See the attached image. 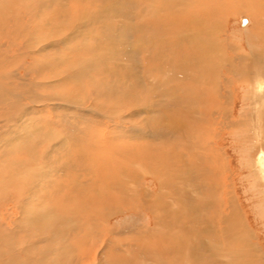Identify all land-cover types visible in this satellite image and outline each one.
<instances>
[{"label":"rangeland","instance_id":"374dc122","mask_svg":"<svg viewBox=\"0 0 264 264\" xmlns=\"http://www.w3.org/2000/svg\"><path fill=\"white\" fill-rule=\"evenodd\" d=\"M124 1L126 2L125 11H127L128 13L132 12V16H131L130 21H131V23H133V25L136 27V29H129L126 27H122V23L118 20L117 17H115L113 15V12L110 10V8L105 7L103 4H101V2L99 0H41L40 7L38 8V11L34 13V18L32 16V18H33L32 24H31L32 26L29 27L28 38L30 37V41H28L27 38L24 39L23 37H22L23 39L21 37H19L17 39L15 37H13L11 39L10 38H2V39L0 38V45H1L0 50L5 51L2 53H4V55L7 56L6 57L7 59L12 58L11 60H9V62L7 61L5 64H3V69L5 68V70H6V68H7L8 72L10 73V75H9L10 77L5 79L4 84L6 81H9L10 84L13 83V84H11L12 87L19 86V84L23 85L25 82L28 87H34V90L32 92L39 93L41 95L46 94L47 95V96H45L46 98L47 97L55 98V97H58V95L71 97L70 99L84 98L87 95L89 96L94 91V89L96 91L97 87L101 88V89L97 88L99 91L103 90V88L106 89V87L104 86V82H106V80L109 79L108 78L109 73L107 71H106L107 72L106 73L103 70V68L111 67L113 64H115L114 62H116L117 64H119L121 66L125 65L127 63V61H125L126 58L124 56L123 51L125 52L126 49L127 50L129 49V50H131V51H129V53L131 55H133L129 59V61L136 62V64L138 63L137 65L139 67L137 70L141 72V74H138L139 79H133L132 78L131 80H137V82H139V86L141 89L147 90V89H149V87L151 89H153L154 91L156 89L155 92L157 94V97H155V98H157V100H155L152 97V96H154L153 91L148 93V95L146 94V96H144V93H142V95H141L142 98L149 97V99L145 98L147 101L143 102V108H144V110L142 111L143 113L142 112L137 113V116L134 115L133 117L127 116V114H128L127 108L124 107V109H119V108H121L119 106L120 104L117 103L112 98L111 99L108 98L106 101L103 98L98 99V103L101 106H104L103 110L108 115V116L107 115L106 116L107 117L111 116V119L109 118V120H108L107 117L105 119L108 120V123L112 125L110 130L111 131L113 130V132L109 133V135H111V138H113V139L108 140V141H111L109 143V147L104 148L103 151H101L99 148H98L99 149V151H98L96 149V147H92V148L89 147L91 145L90 144L91 140H88V135L91 136V133L89 131L97 129L98 127H99L98 128L99 130L101 129V132H106L103 130L106 129L105 126L108 123H106V120L104 118H101L99 116L95 117V115H92L90 120L89 119L85 120V119L80 118V115H78L77 113H79V112L85 113V112H87V110H82V109L76 108V110H75L76 116H75L72 108L68 107L69 108L68 109L67 106L63 109H58V108L54 109L51 106V104L44 105V103H43L40 105V104H35L32 102L28 103L27 104L28 106L26 108L29 109V107H31L32 109H30L31 111L29 110L30 116L27 114L24 117L25 118L34 117L36 119V121H33V124H34V122H36L38 124V126H40V125L44 126L45 125V127H48L50 125L49 127H51V126L53 127V130L51 129L53 134L55 132L57 133L58 131L60 132V134H62V131H63L62 126L63 125L59 124L58 121L53 119V117L58 112H61L63 117L68 119L67 122L65 123L67 125H65V126H68V124L69 125L71 124V126L73 127L74 124L76 123V128L78 126L79 129L81 128L80 129L81 131L74 130L71 132L70 130H66V133L71 134V136L69 135L71 140L66 139L67 142L64 143L63 146L58 148L57 153H56L55 145L48 146L49 144H52L55 141V137L53 134H51L52 135L51 136L49 133V136H47V137H46V135L41 136V137H40V135L37 136L36 145H34L35 147L38 148V149L35 148L36 152H39V154L42 152H45L43 149H46L45 146L47 145L51 151L53 150V153H51V152L49 154L47 153L48 157L46 156V158H47L46 162H49V164H53L54 162H56V164H55L56 167L63 169L64 173L65 172L66 173L64 175H61L62 171L60 172V170L58 171L57 169H54L53 171H57V173H54L55 175H53V171H50L51 173H49L50 174L49 176H47L43 179L39 178L37 180L38 186L36 188V191H37L36 198L38 196H40V197H38L37 199L35 198V200H30L29 204H25L24 207H21L23 209V210H21V212H23V214H24V212H27V210H28V212L30 211V212H34V213L30 216L28 215L29 218L25 222H23L24 218L21 220V223L19 222V224L23 225L20 229H19V227H16L15 223H11V220L14 219L16 221V220L21 218L20 217L21 212H20L19 208L18 207H17L18 209L15 208V205H16L15 201L16 200L13 197H15L16 194H14V192H12L11 190L7 191L8 193H6V195L3 199L4 200L3 204H2V202H1L2 205L0 204V211L3 214V215H0L1 216L0 221L5 223V225L12 226V228H11L13 231L12 242L14 241L15 243L14 244L11 243L10 247L5 246V244H2V245H0L1 248L2 247L4 248V246H5L4 249L10 250L13 245H17V246L20 245V247H22L21 244L27 245L29 242V244H32L33 248L40 251V253L43 257V260L41 261L42 264H46L47 262H49L48 264H59V263L60 264H86L87 261H89V259H92V257H93L92 255L96 256V260L93 264H122L119 260L117 262L116 258H118V257L116 254L118 252H120L122 255H124V257L127 259L131 258L128 261L129 263L127 262L125 264H159L158 262L155 261L154 257L151 258L150 256L148 258V261L143 263L142 259L146 258V256L148 255L149 252H148V250H146V252H143L142 249H144L145 247L139 248V244L136 243L139 240L136 241V239L131 238V235H132L131 233H134L136 231H143V230H141L142 227H144V226H145V228L148 226L150 227V224H151L150 217H149L150 212L148 211L147 208L145 209L143 207L146 205H143L141 203L143 200L140 201L138 199L140 197H135L136 196L135 195V191H136L135 190L136 189L135 183H137V186L139 189H141L140 187L143 188L144 185L145 186L148 185V187H150L153 191L155 190L154 192L156 193V191L157 192L159 191L158 186L161 184L162 180L166 181V182L169 181L164 187L167 188V190L169 188L171 189L170 191L168 190V193L169 192L171 193V195H170L171 198H170V196H168L170 200H167V201H171L172 200V194H173L172 190L174 189V187L176 189L177 184H178L177 180H179V181L181 180V179H178V177H177L178 174H179L178 176L181 177V173H180L181 170H179L181 165H183V168H185V169H183V170H185L183 175L186 179V184H185L186 189H188L190 187V185H188V184L195 183L197 181L196 180L197 178H199L197 183H200V179H202L205 182V184L207 182H209V180H211L213 184L215 183V181H216V183L221 182V178L223 177L222 176L223 173H222V175H219V173H217L216 174L217 176L215 174H212V172H211L212 168L210 167L211 164H210V166H208L210 168L209 173H208V171H206V170H208V169H206L208 167L204 163L203 158L200 161H197V165H199L200 168L203 170L202 172L197 169L198 167L192 165L193 166V168H192L190 166L191 165L189 163L190 160H188V158H185L186 154H184L181 151V148H184L183 147L184 144H187L188 141L184 140L180 145L178 144V141L180 138L178 135L181 134L180 136H183L186 133L185 129L184 130L182 129L181 133L177 132V134L174 135L175 138L178 140V141L175 140L177 142V143L175 142V144H177V146L173 145L174 146V152H182V155H181L182 157L180 156L181 159L179 158L182 162L178 158H176L175 161L178 163L176 164L174 161L173 162L174 165L172 166V167L175 166L174 171H176L175 175H172V177H171L174 179L175 185L171 181L173 179L168 180L170 178L168 177L167 173H165V172H164L165 174H163L164 178L160 177V179H159L160 182H159V180L152 178V176H151L152 174L148 173V170L151 167V164H149L150 161L142 158L143 156L137 157V158H140L139 159L140 165L139 164L135 165V164L129 163L130 160L132 159V157H133L132 160H135L134 158L136 156L144 153V152H142V150L145 151V146L143 145L142 142L137 143V141L131 140L130 137H128V136L126 137L124 135V137H123L120 134L115 133L114 132L115 128L119 127L120 130H123L124 128H131L133 125L137 124L136 123L137 121H141V119H142V122L145 124V125L143 124L144 128H147V126H148L147 129H151V130L157 129L158 130L160 127L162 128V126H163V121H162V119H160L162 117V112H161L162 109L168 110L169 106H175V105H173V103L179 104V108L181 110L178 107L177 108L180 110V112L185 111L184 109L190 111L191 108H186L187 105H188V107H190V106L192 107L191 111L194 110L196 106L198 107V105L196 103L197 100L194 99L195 97H193V98L187 97L186 98L185 96L184 97L182 96V93H179L178 97L173 99V101L171 99L174 97V95L172 98L167 97L166 94H170L171 91H169L168 88L160 86L158 84V83H160L159 80H161L162 76L161 77L158 76L160 74H159V72L158 73L156 72V69H158L160 66L164 67V65H166V64H167L166 66L168 67V69H170V68H172V66H174V63L176 62V60L179 61L183 58V55L181 53L184 51H187V50L179 48L176 45V43H174L176 40L179 41L181 39V38H178V36H176V34H174V32H175L174 27H179L183 22H185L186 25H188L189 20H191L193 18L192 16L197 14V13H193V12H198L199 9L196 8L195 6L188 8V10H190L188 16H180L177 13L176 15L170 17L172 20H168L167 16H166V18L163 17V16H165V14H167V10L165 11V14L163 16L158 14L159 15V16H157L158 18H150V16L147 15L148 11H145V9H144L147 5L143 4L142 1L141 2L138 0H133V1L132 0H130V1L124 0ZM197 1L198 0H196V1L195 0H188V3H190L191 5L193 3L194 5L197 6V3H198ZM228 5H229V0H226V1L224 0V2H222L220 4V6H214V7L210 6L212 9H214V8L219 9L217 12H215V10H214V13H210L209 19L214 16L215 20H218L219 23L222 22V24H223L222 30L220 32L221 34L222 33L223 34L219 35V36H220V38L223 37V39L227 40V41L222 42L223 43L222 51L226 53V51H228L226 49L229 46L230 48L235 49L236 53H239L241 55L247 54V55H249V57H251L252 55L249 52V49L251 48V46L246 44V39H249L251 37V32L249 29L247 30L246 34L244 33L245 31H243L244 30L243 27H246V26H248V28L250 27L249 26L250 22H247L245 25H242V19L243 18H246L249 21V18H248L249 14L247 11L242 10V9H239V10L234 11V12L231 9V11L227 12ZM120 7L122 9V6H120ZM102 8H104V9H102ZM211 8H209V6H208V9H211ZM3 10L5 11L7 17L10 15L7 18V20H9V18H13V16H14L13 14H15V16H22L25 13V9H22V7L19 9L17 8L15 11L9 9V7L5 8ZM81 11H83V12H81ZM101 11H102V13H101ZM80 13L84 14L86 21L85 20L84 21L78 20L79 17L82 15ZM1 14H3L2 10H0V15ZM87 14L90 16H95V19L92 21L88 17ZM29 16H30V13H29ZM146 16H147V18H146ZM27 19L28 18H24V21L26 22ZM140 19H142V20H140ZM143 19H146L148 24L145 23L146 21L145 20L143 21ZM203 19H207V16H205ZM160 20H162L163 22H161ZM210 20H212V19H210ZM10 21L11 20H9V22ZM155 21H156V23H155ZM200 22H202L201 24L203 25L205 20H204V22L202 20H200ZM139 23H141V24L145 23L144 28H147V29H145L146 31H144V35L142 36V34H141L142 38H138L139 36H137V32L139 29ZM159 23L163 24L164 26L169 24L168 25L169 27L167 29H164L165 31L167 30L168 32L167 31L165 32L163 30L164 26L162 27V25H161V28L159 26H155L156 24L159 25ZM6 24H8V22H6ZM153 25L155 27H153ZM4 27H5V24H4ZM158 27H159V29H158ZM151 28H152V30H150ZM153 29H154V31H153ZM155 29H157V30H155ZM85 30H88V32H86ZM262 30H264V28ZM74 31H75V33H78V34L80 31V33L83 34V36H85L84 39H79V37H74L71 40L72 35H74L73 34ZM147 33L148 34L152 33V34L148 35ZM176 33H177V31H176ZM88 34H90V37H87ZM169 34H171V36ZM257 35L259 36V39L262 38L261 35H259L258 33H255V36H257ZM66 36L67 37L70 36V37L66 38ZM103 36H104V38H103ZM253 36H254V34H253ZM253 36H252V38L255 37V36L254 37ZM171 37L173 39H171ZM76 38L79 40H77ZM220 38H218V39H220ZM20 39H22V40H20ZM41 41H43V42H41ZM62 41L67 43V44H64ZM218 41H220V40H218ZM261 41L262 40L260 39L258 42H261ZM40 42H41V44H40ZM19 43L21 45H19ZM113 43H115V44L113 45ZM51 45H53L52 46L53 48L50 47ZM112 45L116 49H113ZM263 47H264V45H263ZM5 48H7V51L5 50ZM160 49H162V51L163 50L165 51L168 58H173L174 60L172 59L173 61L163 63L166 60L164 58H162V56L160 55V53H159ZM179 49H180V51H179ZM39 50H43V51L39 52ZM26 51L31 52L29 57H26ZM112 51L115 53V56H116L115 60H113L110 56V52H112ZM189 51H191V50H189ZM261 51L260 52L262 53V55H264V50H261ZM18 52H20L21 56H19V54H17ZM98 53L101 55H98ZM158 53L160 56L157 55ZM12 56L14 58L18 57L20 59L19 65L21 67L16 66L17 60L13 59ZM170 56H172V57H170ZM259 56H261V55H259ZM148 57H149V61H148ZM152 57H155L154 61H153ZM90 58L93 60V64H91V67L89 69L83 71L80 74L72 73L74 69H76V68L78 69V67L80 66L79 65L80 62H83L87 59L89 60ZM33 61H38V62L40 61L41 62L40 67L35 65V62H33ZM105 61L107 62L106 67H105ZM145 61H146V63H145ZM29 64L33 67V69H30L31 66L29 68ZM239 64H237V67L239 66ZM194 65H193L192 69L193 70L195 69V76L200 78V74L196 68L197 66L196 65L194 66ZM15 66H16V68H15ZM23 67L28 68V72L27 73L25 72V77L29 80V82L27 81V79H25L26 81H23V83H21L22 80H20V76L23 77L22 76ZM10 69H12V70H10ZM123 69L126 70L127 66H125V68H123ZM61 76L63 78H64V76L65 77L67 76L70 78L68 79L66 77L65 80H62V78L59 79ZM173 76H174V74L172 75V78H173ZM122 78H123L122 82L125 81V82L129 83L128 81H126V77H122ZM245 78H247V75H245ZM117 80H119V77ZM243 81H241L239 83L235 82V84H234L235 87H234L233 91L237 90V94H236V98L233 100L234 102H232L233 109H231V112H230L231 116L229 117V121H227V124L225 125L227 127V129L225 126H224L225 130L223 129V135H222L223 139L220 141V147H222L221 148L222 152L225 153L226 157L229 159V171L227 172V174H228L227 177L229 176V174H231V178L229 179V177H228V180H230V182L232 180L231 186H233V191H234L235 200L237 202L238 209L242 212V217L245 218V220H247L248 227L251 228L252 234L256 238L255 241L258 242L259 249H260V251H262V255L260 257L261 261H262L261 264H264V256H263L264 255V197H263L264 193L262 192V195L261 194L259 195V192H261V191H259L261 188L260 187L261 185H259L257 183L260 181L262 182V176L259 175L260 173L258 174V172H259L258 169L256 170L255 168L252 167V163H251L252 160L254 159V156H255L251 149L253 148V146H252L253 142H256V141L250 140V141L245 142V135H242V133L237 134L239 131L237 133H235V131L232 130V128H231V126L234 127V125H235L234 123H239V121L241 119V115H243L245 113V116H247V114L249 113L247 111L248 110L247 108H249V105L251 104V102L249 103V101H247V99H244V97H243V95L245 93L244 90L247 87L246 81H244V83H243ZM117 83H118L117 87H119L121 90H123L124 87H123L122 83L119 81V82H116V85H117ZM147 83H149L152 87L146 86ZM176 83L179 84L180 81L178 79L177 80L175 79V82L174 81L172 82V84H176ZM40 85L42 87H40ZM124 85H126V84H124ZM46 86H49V87H46ZM101 86H103V87H101ZM238 86H240V87H238ZM155 87H157V88H155ZM181 87L183 88V87H187V86L184 85ZM193 89L194 88L192 87V90ZM50 94H54L55 96L54 97L50 96ZM181 96L184 99L185 98L186 99L185 100L182 99ZM45 97L42 96V98H44V99H45ZM199 98H201V97H199ZM27 101H28V99H27ZM155 101H158L157 105L159 107H157V108H156V106L153 107L154 105L152 104ZM179 101L181 102V104L179 103ZM221 103H222V101H219V98H218L217 100L211 101V106H214L215 108L216 107L220 108L223 104V103L222 104ZM23 104H24V101H23ZM86 104H84V105H86ZM149 104L152 105V111L147 109V106H149ZM181 105H182V107H181ZM214 107H212V108L210 107V109L207 110V113H209V110L211 111L212 109H215ZM41 108H44V112L39 113L38 111ZM65 109H66V111H65ZM145 109L147 110L146 112H145ZM6 110H8V109H5V111ZM254 111H255V113H257L258 106H257V108L254 107ZM110 112H112V114ZM141 113H142V115H141ZM144 113H147V114H144ZM109 114H111V115L109 116ZM121 114L123 115V117L121 116ZM51 115H52V119L50 117ZM194 115H196V117H198V115L200 116V113L198 112V115H197V113ZM174 117H177V116L174 114L173 118ZM75 118H76V120H75ZM123 118H124V120H123ZM190 118L191 117L188 118L187 115L182 116V120H185V121H187V123H190L189 129L195 131L196 129H194V127L196 126L195 128H198V126L200 125V123H197L199 119L193 120ZM125 119H127V120H125ZM246 119H245V123L247 122L246 126L248 127L250 125V122H248V119L247 120ZM149 120H151V121H149ZM102 121H105V123L104 122L101 123ZM113 122H115L116 124L115 123L112 124ZM72 123H74V124H72ZM0 124H1V122H0ZM121 125H123V126H121ZM143 125H141V126H143ZM137 126H139L138 128H141L140 125H137ZM240 127H242V126H240ZM240 127H238V128H240ZM247 127L245 129H248ZM20 129H21L20 127L13 126V123H11V122H9L6 127L3 126L2 128H0V152H1V159L3 161L6 160L8 162L9 161L17 162L18 160H22V161L25 160V157L27 156V154L21 153V150H20V148H23V146H21V147L19 146L20 148H18V146H17V145H21L22 142H20V140H19L20 143H18L17 140L13 141L12 139L11 140L8 139L9 137H11L13 135H17V134L20 135L21 137H23L22 135H24V131L20 130ZM249 130L252 131L251 128H249ZM249 130H246L247 132H245V130H244V132H245V134L247 133L250 137L251 133H249ZM48 132H50V131L48 130ZM93 135L96 136L97 132L95 131V133H94V131H93ZM115 135H116V137H115ZM94 136H93L92 140H94L93 142L96 144L97 141H95L96 138ZM117 136H119V137H117ZM59 138H62V135H60ZM6 139H8V140H6ZM186 139H189V138H186ZM251 139H253V138H251ZM112 140H114V141H112ZM74 141H75V146H74ZM50 142H52V143H50ZM55 142H57V141H55ZM93 142H91V143H93ZM31 143L29 142L26 144L25 143H22V144H25V147H26V146H30ZM106 145L108 146V143ZM158 145H154L155 147L153 146V148L161 149L158 147ZM103 146H104V144H103ZM113 146H114V148H113ZM161 147L164 148L165 146H161ZM93 148L95 149L94 151H93ZM150 148H152V146ZM114 149L116 152L114 151ZM131 149H133V151ZM158 149L156 150V152H158ZM25 150H26V148H25ZM89 150L92 152V155H91V152L89 153ZM124 151H125V153H124ZM86 154H88V155H86ZM249 154L250 155L252 154L251 157ZM76 155L78 157H80L81 159H83L84 161L81 159L79 161L77 159ZM100 155H102V157ZM124 155H125V158H124ZM82 156H84V157L82 158ZM84 158H86V159H84ZM116 158H117V160H116ZM184 158H185V161L183 164ZM92 159L94 162H96L97 160H98V162H96V164H93V162L91 161ZM99 160L101 161V163H99ZM145 160H146V162H145ZM186 160L188 161V163L186 162ZM247 161L249 164L247 163ZM97 163L99 166L97 165ZM100 165H102V166H100ZM92 166L93 167L96 166L95 171L99 174L98 177H100V178H98L96 176V173L92 169ZM41 167H42V165H41ZM99 167L101 168V170ZM122 167H124V168H122ZM203 167H205V168H203ZM247 167H249V168H247ZM46 168L49 169V167H46ZM80 169H81V171H80ZM140 169H142V170H140ZM230 170H231V172H230ZM77 171L78 172L83 171L84 173H86V175L82 174L80 176V178H84L85 176H87L84 178V180H87V178H90V179H88V182H89V180H91V178H92V181L96 184L91 186V187L89 186L88 188L86 187L87 185H84V186L79 185L77 179H78L80 173H78ZM91 171H93V172H91ZM171 171L174 172L173 170H171ZM178 171H180V172L178 173ZM190 171H191V173H190ZM88 172L93 173V174H89ZM67 174H69V175H67ZM58 175H59V177H57ZM89 175H90V177H88ZM165 175H166V177H165ZM74 176L75 177L78 176V177L75 178ZM134 176L136 177V180H139V179L140 180L136 182ZM254 178H255V180L257 178L259 181L258 180L254 181ZM100 180H101L100 192H102V195L95 193V189L99 187L98 183ZM117 181H118L119 185L117 184L116 186L117 187L122 186L121 189L118 188V189H120L121 192H118L116 190L111 191L112 190L111 187H114L115 183H117ZM170 181H171V183H170ZM112 182H114V183H112ZM155 183H156V185H155ZM111 184H112V186H111ZM170 184L172 185V188H171ZM102 185H104V186H102ZM123 186H125V188ZM166 186H168V187H166ZM180 186L182 187L181 184H180ZM123 188L125 190L124 192H123ZM217 188L218 187H216V188L214 187V189L209 188L210 189L209 191L212 190L211 192L216 196L220 195L217 192L219 190V189L217 190ZM262 189H263V187H262ZM77 190H78V192H77ZM215 191L217 192V194L214 193ZM65 192H66V197L63 194ZM206 192H205V195H203L201 197V199H197L196 196L193 197L192 195L189 194L188 198H189V201H191L190 203H193V202L195 203V205L191 204L192 207L195 206L193 209L190 206H188V208H185V209L184 208H181V209L178 208L177 209L178 213L180 214L179 219L185 223L183 226H186L188 228L187 233H186V231H184L182 233L180 232L179 234L182 235V237H184L185 240H187L189 245H191V243H193V241L197 242V241L202 240V238H204L205 240H208V239L209 240L211 239L212 241L215 240L213 238L214 236H212L211 233L210 234H204V233L200 234L199 233V230H200L199 227L202 228L203 225L205 226L207 224V221L211 219V215H212L211 213L209 214V212H213L212 210L209 211L204 206H203V209L200 207L201 204H203V205L205 204L204 199H207L206 198L207 197ZM139 194L141 195V192ZM97 196H102V197H97ZM67 197L69 200L67 199ZM92 198H93V200H91ZM124 198H126V199H124ZM215 198L216 197H214L213 199H215ZM66 199L68 200V202ZM141 199H142V197H141ZM128 206H130V207L128 208ZM170 206H172V205H170ZM220 207L221 206L218 207L219 210H220ZM204 208H205V210H204ZM222 208H224V207H222ZM182 209H184L185 211L183 210V212H182ZM118 210H120V212H118ZM35 211L37 214L35 213ZM180 212H182L183 215H181ZM9 213H10V215H9ZM201 213L203 216L201 215ZM10 216H11V218H10ZM34 216H41V218L38 221L34 222V220H33ZM189 217H191V218L189 219ZM203 218H204V221H203ZM7 221H9L10 223L9 222L7 223ZM37 222H39V223H37ZM135 226H137V227H135ZM38 230H40V231H38ZM129 231H132V232H130V234H129ZM61 232H62V234H61ZM202 232H203V230H202ZM122 235L128 236L127 237L128 239L127 238H124L125 240L124 239H118L119 236H121V238H123ZM129 236H130V238H129ZM195 237H196V239H195ZM34 242H36L37 244H35ZM125 244H127L128 246L127 245L125 246ZM61 245H62V247H61ZM37 247H39L40 249ZM58 247H61V248H58ZM126 247L129 248L127 250V253L122 252L123 251L122 248H126ZM46 249H48V250H46ZM105 251L112 252V253H109V255H108L107 252H105ZM57 254H59V255L62 254V256L61 257L59 256L60 258H58ZM143 256H145V257H143ZM64 257H65V259H64ZM196 258H198V260ZM196 258L192 259V257H191V258H189V260L184 261V262L182 261V263H178V264H213V259L209 258L208 256L203 257V254L201 255V257H200V255H198V257H196ZM244 262H246V261L244 260Z\"/></svg>","mask_w":264,"mask_h":264},{"label":"bare ground","instance_id":"6f19581e","mask_svg":"<svg viewBox=\"0 0 264 264\" xmlns=\"http://www.w3.org/2000/svg\"><path fill=\"white\" fill-rule=\"evenodd\" d=\"M99 1L105 7L110 8V10L113 12V15L115 17H117L118 20L122 23V27H126L129 29H136V27L130 21L131 16H132V12L128 13L127 11H125L126 2L124 0H99ZM128 1H130V0H128ZM138 1H140V2L142 1L143 4L147 5L144 9H145V11H148L147 15H149L150 18H158L157 16H159V15L163 16L165 14V11L167 10V14H165V16H163V17L166 18V16H167L168 20H172L170 17L176 15L177 13L180 16H188L189 11H190V10H188V8L195 6L196 8L199 9L198 12H193V13H197V14L192 16L193 18L191 20H189L188 25H186V23L183 22L179 27H174V29H175L174 34H176V36H178V38L182 39V40L180 39L179 41L176 40L174 43H176V45L179 48L187 50V51H184L181 53L183 55V58L179 61H177L175 59L176 62L174 63V66H172V68H170V69H168V67L166 66L167 64L164 65V67L160 66L158 69H156V72L157 73L159 72V74H160L158 76H160V77L162 76L161 80H159L160 83H158V84L160 86L168 88V90L171 91L170 94H166L167 97L172 98L174 95V97L171 99L172 101H173V99L178 97L179 93H182V96L183 97L185 96L186 98L187 97H189V98L195 97L194 99L197 100L196 103H197L198 107L196 106L195 109L191 111L192 107L191 106L188 107V105H187L186 108H191L190 111L184 109L185 111L180 112L181 109L179 108V104L173 103V105H175L176 107L175 106H169L168 110L162 109V111H161L162 117L160 119H162V121H163V126H162V128L160 127L158 130L157 129H153V130L147 129L148 126H147V128H144L145 124L142 122V119H141V121H137L136 122L137 124L133 125L131 128H124L123 130H120L119 127H117V128L114 127L116 129V130L114 129V132L120 134L123 137H124V135L126 137L128 136V137H130L131 140L137 141V143L138 142L143 143V145L145 146V151H143L142 149L141 150L144 153L141 152L142 154H139L138 156H136L134 158L135 160H132L133 159V157H132V159H131L132 161L130 160L129 163L135 164V165L139 164L140 158H137V157L143 156L142 158L150 161L149 164H151V167L149 168L148 173L152 174L151 175L152 178H154L156 180H159L160 177L164 178L163 174H165V173H167L168 177L170 178L168 180L173 179L171 177H172V175H175V172H176V171H174L175 166L172 167L174 165L173 162L175 161L176 158L181 159L182 152L184 154H186L185 158H188V160H190L189 163L191 164L190 166L192 168H193L192 165H194V166L198 167L197 169L202 172L203 170L200 168L199 165H197V161H200L203 158L204 163L207 165V167L210 166V164H211L210 167L212 168L211 169L212 174L216 175L217 173H219V175H222V173H223V175H222L223 177L221 178L220 183H218V182L216 183V181L214 180L215 181L214 184L212 183L211 180H209V182H207L205 184V182L202 179H200V183H197V181L199 180V178H197L196 179L197 181L195 183L188 184V185H190V187L188 189H186V187H185L186 179L183 175V173L185 171L183 169H185V168H183V165H181V167L179 166L180 167L179 170H181V172L178 171V173L179 172L181 173V177L178 176L179 175L178 173H177L178 175L176 174L178 179H181V180L180 181L177 180L178 181L177 187H176V189L174 187V189L172 190L173 194H172V200L171 201H167V200H170L168 196H170L171 193L170 192L168 193V190L170 191L171 189L169 188L167 190V188L164 187L169 181L166 182V181L162 180L161 184L158 186L159 191L158 192L156 191V193L154 192L155 190L153 191L150 187H148V185L143 186L141 184L143 186V188L140 187L141 189H139L137 186V183H135V186H136L135 195L136 196L135 195L134 196L140 197V198H138L140 201L143 200L141 203L143 205H146L143 207L145 209L147 208L148 211L150 212L149 217H150L151 224H150V227L149 226L146 228H145V226L142 227L141 230H143V231H136L134 233H131L132 234L131 238L136 239V241L139 240L136 243L139 244V248L145 247L144 249H142L143 252H146V250H148V252H149L148 255L146 256L147 259L146 258L142 259L143 263L147 262L148 258L150 256L151 258L154 257L155 261L158 262L159 264H175V263L178 264V263H182V261L184 262V261L189 260V258H191V257H192V259L198 257V255H200V257H201V255L203 254V257L208 256L209 258H212L213 264H259V263L261 264L262 261H261L260 257L262 255V251H260V249H259L258 242L255 241L256 238L252 234L251 228L248 227L247 220H245V218L242 217V212L238 209L237 202L235 200L234 191H233V186H231L232 180H231V182H230V180H228V177H229V179L231 178V174H229V176L227 177V175H228L227 172L229 171V159L226 157V154L222 152V149H221L222 147H220V141L223 139V136H222L223 135V129H224V126L227 124V121H229V117L231 116L230 112H231V109H233L232 102H234L233 100L236 98V94H237V90L233 91V89L235 87L234 84H235V82L239 83V82L244 80L247 83V87L244 85L246 88L244 90L245 93H244L243 97H244V99H247V101H249V103L251 102V104L249 105V108H247L248 109L247 111L249 113L247 114V116H245V113L243 115H241L240 121L237 119L239 121V123H234L235 124V125L233 124L234 127L231 126V128H232V130L235 131V133H237L239 131L237 134L242 133V135H245V142L250 141V140L256 141V142H253V145H252L253 148L251 149L255 156H254V159L252 160V162L251 161L250 162L252 163V167L255 168L256 170L258 169V171H259L258 174L260 173L259 175L262 176V182L261 181L257 182L259 185H261L260 186L261 188L259 190L261 192H259V195L260 194L262 195V192L264 193V55H262L261 50H264V47H263V45H264V35H263L264 30H262L264 28V0H229V5L227 7V12L231 11V9L233 12L237 11L239 9H242V10L247 11L249 14V16H248L249 21H248V19L243 18L242 19V25H245L247 22H250V25H249L250 27L249 28H248V26L243 27L244 28L243 31H245L244 32L245 34H246L248 29L251 32V37L249 39H246V44L251 46V48L249 49V52L252 55L251 57H249V55H247V54H246L247 55L246 56V55H241L239 53H236V50L233 48H230L229 46L226 49V50H228V51H226V53L222 51V45H223L222 42L227 41V40H224L223 37L220 38V36H219V35L223 34V33L222 34L220 33L222 30L223 24H222V22L219 23L218 20H215L214 16L210 18L212 20H210L209 17H210V13H214V10H215V12H217L219 10L218 8L212 9L211 7L220 6V4L222 2H224V0H198L197 6L194 5L193 3L191 5L190 3H188V0H138ZM40 3H41V0H0V10H2V13H3L0 15V38L1 39L2 38H10L11 39V38L15 37L17 39L19 37H21V38L23 37L24 39L27 38V40L30 41V37L28 38L29 27L32 26L31 24H32V19L34 18V13L38 11V8L40 7ZM120 6H122V9ZM208 6L211 9H208ZM7 7H9V9H11L13 11H15L17 8L19 9L22 7V9H25V13L22 16H15V14H13L14 16H13V18H9V20H11L9 22V20H7V18L10 15L7 17L5 11L3 10ZM104 8H102V9H104ZM81 12H83V11H81ZM29 13H30V16H29ZM101 13H102V11H101ZM80 14H82V13H80ZM32 16H33V18H32ZM205 16H207V19H203ZM88 17L92 21L95 19V16L88 15ZM24 18H28L26 22L24 21ZM146 18H147V16H146ZM78 20L84 21L85 20L84 14H82ZM140 20H142V19H140ZM144 20L146 21V19H143V21ZM162 20H160V21L163 22ZM200 20H202L203 22L205 20L203 25L201 24L202 22H200ZM6 22H8V24H6ZM141 23H139V29L137 32V36H139L138 38H142V36L144 35V31H146L145 29H147V28H144V24L147 23V21L144 24H141ZM155 23H156V21H155ZM4 24H5V27H4ZM161 25H162V27L164 26L163 24H160V23H159V25L156 24L155 26H159L161 28ZM168 25H166L167 27L164 26L163 30L167 29L169 27ZM155 26L153 25V27H155ZM159 27H158V29H159ZM150 30H152V28ZM155 30H157V29H155ZM85 31L88 32V30H85ZM153 31H154V29H153ZM176 31L178 34L176 33ZM255 33H258L259 35L262 36V38H260L262 40L261 42H258L260 39H259L258 35L255 36ZM73 34L74 35H72L71 40L74 37H79V39H84V37H85V36H83V34L80 33V31H79V34L75 33V31L73 32ZM141 34H142V36H141ZM151 34L152 33H150L148 35H151ZM253 34L255 37L253 36ZM169 35L171 36V34H169ZM252 36L254 38H252ZM69 37L70 36H68V37L66 36V38H69ZM87 37H90V34H88ZM172 37H171V39H173ZM103 38H104V36H103ZM218 38H220V39H218ZM22 39H20V40H22ZM79 39H77V40H79ZM218 40H220V41H218ZM41 42H43V41H41ZM41 42H40V44H41ZM63 43L67 44L65 42H63ZM114 44L115 43H113V45ZM19 45H21V44L19 43ZM113 45H112V47H113ZM52 46L53 45H51L50 47L53 48ZM113 49H116V48L113 47ZM5 50L7 51V48H5ZM189 50H191V51H189ZM42 51L43 50H39V52H42ZM129 51H131V50L126 49L125 52L123 51L124 56L126 58L125 61H127V63L123 66L114 62L115 64H113L111 67H106L107 62L105 61V67L106 68H103V70L105 72L107 71L109 73V77H108L109 79H107L106 82H104V86L106 87V89L103 88V90L99 91L97 88H100V87H97L96 91L94 89V91L89 96L85 95L86 97H84V98L70 99L71 97L59 96V95H58V97H55V98H49V97L46 98L45 97V96H47L46 94L41 95L39 93L32 92L34 90V87H28L25 82L23 85L19 84V86H16V87H12L11 84H13V83L10 84L9 81H6L4 84L5 79L10 77L9 76L10 73L8 72L7 68H6V70H5V68L3 69V64H5L7 61L9 62V60H11L12 58L7 59L6 58L7 56L4 55V53H2L5 51L0 50V52H1L0 53V122H1L0 128H2L3 126L6 127L7 124L9 122H11V123H13V126L20 127L21 128L20 130L24 131V135H22L23 137H21L20 135L17 134V135H13V136L9 137L8 139H10V140L12 139L13 141L17 140L18 143L22 142L25 144L32 142L30 146H26V147H25V144H22V143H21V145L16 144L18 146V148L23 146V148H20L21 153L27 154V156L25 157V160H23V161L22 160H18V161L16 160L17 162H14L13 160H12L13 162H11V161L8 162L6 160L3 161L1 159V152H0V204H1V202L3 204V201H4L3 199L6 195V193H8L7 191L11 190L12 192H14V194H16V196L14 195L15 197H13L16 200L15 201L16 202L15 208L16 209L19 208V210L21 212V210H23L21 207H24L25 204H29L30 200H35V198L37 196V191H36V188L38 186L37 180L39 178L43 179V178L49 176L50 175L49 173H51L50 171H53L54 169H57L58 171L60 170V172L62 171L61 175H64L66 172L64 173L63 169L56 167V165H55L56 162H54L53 164H49V162H46L47 161V158H46L47 153L48 154L50 152L53 153V150L51 151L48 146L55 145L56 153H57L58 148H60L61 146H63L64 143L67 142L66 139L71 140V138H70L71 134L66 133V130H70L71 132L74 130L81 131L80 130L81 128L79 129L78 126L76 128V123L75 124L72 123V124H74L73 127L71 126V124L70 125L68 124V126H65V125H67L65 123L67 122L68 119L64 118L63 115L61 114V112H58L53 117V119L58 121L59 124L63 125L62 126L63 127L62 134H60L59 131L57 133L55 132L53 134V132H52L53 127L52 126L49 127L50 125L48 127H45V125L44 126L43 125L38 126V124L36 122H34V124H33V121H36V119L34 117H28V118L24 117L27 114L30 116V111H31L30 109H32V108L31 107H29V109L26 108L28 106L27 105L28 103L32 102V103L40 104V105L43 103H44V105L51 104V106L54 109H57V108L63 109L67 106V108L68 107L72 108L75 116H76V112H75L76 108H79L82 110H87V112H85V113L79 112L77 114L80 115V118H82V119H85V120L89 119L90 120L92 115H95V117L99 116V117L104 118V119L108 116L105 113V111L103 110L104 106H101L98 103L99 98H103V99H105V101L108 98H110V99L112 98L113 100H115L117 103L120 104L119 106L121 108H119V109H124V107L127 108V111H128L127 116L128 117H133L134 115L137 116V113H140L144 110L143 102L147 101L146 99H149V97L142 98L141 97L142 93H144V96H146V94L148 95V93L153 91L154 96H152V97L155 100H157V98H155V97H157V94L155 92L156 89H155V91L153 89H151L149 87V86H151L149 83H147V85H146L149 87V89L145 90V89L140 88L139 82H137V80H131L132 78L133 79H139L138 74H141V72L137 70L139 67L137 65L138 63L136 64V62L129 61V59L133 56L129 53ZM179 51H180V49H179ZM20 52L17 53V54H19V56H21ZM30 53L31 52L26 51V57H29ZM159 53L162 56V58H164L166 60L163 63H167V62L174 60L173 58H168L165 51L164 50L162 51V49H160ZM159 53L157 55H159ZM98 55H101V54L98 53ZM259 55H261V56H259ZM110 56L113 60L116 59L115 53L113 51L110 52ZM170 57H172V56H170ZM13 59L17 60L16 66H20L19 65L20 59L18 57L17 58L13 57ZM152 59L154 61L155 57H152ZM148 61H149V57H148ZM33 62H35V65L40 67V63H41L40 61L39 62L33 61ZM145 63H146V61H145ZM91 64H93V60L91 58L89 60L87 59L83 62H80V64H79L80 66L78 67V69L77 68L74 69L72 73L80 74L83 71L89 69L91 67ZM194 64L197 66L196 68L200 74V78L195 76V69L194 70L192 69ZM237 64H239L238 67H237ZM16 66H15V68H16ZM30 66L31 65L29 64V68H30ZM125 66H127L126 70L123 69V68H125ZM30 69H33V67L31 66ZM10 70H12V69H10ZM25 72L26 73L28 72V68L23 67V74H22L23 77L20 76V80H22L21 83H23V81H26L25 79H27L25 77ZM173 74H174V76L172 78ZM245 75H247V78H245ZM66 77L64 76V78H63L61 76L59 79L62 78V80H65ZM118 77H119V80H117ZM122 77H126V81H128L129 83H127L125 81L122 82V79H123ZM67 78L69 79L70 77H67ZM175 79L176 80L178 79L180 81V83L179 84L178 83L172 84L173 81L175 82ZM27 81L29 82L28 79H27ZM119 81L122 83V85L124 87L123 90H121L119 87H117L118 83L116 85V82H119ZM244 81H243V83H244ZM124 84H126V85H124ZM184 85L187 87L182 88L181 86H184ZM40 87H42V86L40 85ZM46 87H49V86H46ZM101 87H103V86H101ZM192 87L194 88L193 90H192ZM238 87H240V86H238ZM155 88H157V87H155ZM42 96L45 97V99L42 98ZM50 96L54 97L55 95L50 94ZM183 97H182V99H184ZM199 97H201V98H199ZM218 98H219V101H222L223 104L221 103L222 106L220 108L216 107L217 108L216 109L214 106H211V101L217 100ZM27 99H28V101H27ZM23 101H24V104H23ZM157 102L158 101H155L154 103H152L154 105L153 107H155V106H156V108L159 107L157 105ZM179 103L181 104L180 101H179ZM84 104H86V105H84ZM256 105L258 106L257 113H255V111H254V107L257 108ZM181 107H182V105H181ZM210 107L211 108L214 107L215 109H212L211 111L209 110V113H207V110L210 109ZM5 109H8V110L5 111ZM147 109L152 111V105L149 104V106H147ZM65 111H66V109H65ZM146 111L147 110L145 109V112ZM38 112L39 113L44 112V108H41ZM198 112L200 113V116L198 115ZM110 113L112 114V112H110ZM142 113H141V115H142ZM196 113H197L198 117H196V115H194ZM111 114H109V116ZM144 114H147V113H144ZM174 114L177 117L173 118ZM183 115H185V116L187 115L188 118L191 117L190 119H193V120L199 119L197 123H200V125L198 126V128H195L196 126L194 127V129H196L195 131L189 129L190 123H187V121L182 120ZM121 116L123 117L122 114H121ZM50 117L52 119V115ZM107 118L109 120V118L111 119V116L107 117ZM246 118L248 119V122H250V125L248 127L246 126L247 122L245 123ZM127 119H125V120H127ZM75 120H76V118H75ZM108 120H106V123H108ZM123 120H124V118H123ZM149 121H151V120H149ZM103 122L105 123V121H102L101 123H103ZM114 123L115 122H113L112 124H114ZM137 125H140V126L143 125V126H141V128H138L139 126H137ZM121 126H123V125H121ZM240 126H242V127H240ZM111 127H112V125L108 123L105 126L106 129L103 130L106 132H101V129L100 130L98 129L99 127L97 129L91 130L92 132L89 131L91 133V136L88 135V140H91V142L94 141V140H92V138L94 136L93 131H94V133H95V131L97 132V135L94 136L96 138L95 141H97L96 144L94 142L93 143L90 142L91 145L89 147L90 148L96 147V149L98 151H99V149L101 151H103L104 148L109 147V143L111 141H108V140L113 139V138H111V135H109L110 132H113V130L112 131L110 130ZM238 127H240V128H238ZM246 127L248 129H245ZM249 128H251L252 131H250ZM182 129L183 130L185 129L186 133L183 136H180L181 134H179L178 136L180 138L178 141L174 135L177 134V132L181 133ZM226 129H227V127H226ZM48 130L50 132H48ZM244 130H245V132H247L246 130H249V133H251L250 137L253 139H251L247 133L245 134ZM49 133H50V135L51 134L54 135L55 141H57V142H55V141L53 143L50 142L52 144H49L48 146L46 145L45 146L46 149H43L45 152H42L39 154V152H36V150H35V148H37V147L34 146V145H36L37 136L40 135V137H41V136L46 135V137H47V136H49ZM60 135H62V138H59ZM115 137H116V135H115ZM117 137H119V136H117ZM186 138H189V139H186ZM8 139H6V140H8ZM19 140H20V142H19ZM175 140L178 141L179 145L184 140L188 141L187 144H184V146H183L184 148H181L182 152H174V146L173 145L177 146V144H175V142H176ZM112 141H114V140H112ZM107 143H108V146L106 145ZM103 144H104V146H103ZM154 145H158V147L161 149L153 148ZM74 146H75V141H74ZM151 146H152V148H150ZM161 146H165V147L163 148ZM25 148H26V150H25ZM113 148H114V146H113ZM157 149H158V152H156ZM94 150L95 149L93 148V151ZM131 150L133 151V149H131ZM114 151H115V149H114ZM125 151H124V153H125ZM90 152L91 151L89 150V153ZM86 155H88V154H86ZM91 155H92V152H91ZM251 155H250V157H251ZM100 156L102 157V155H100ZM83 157L84 156H82V158ZM124 158H125V155H124ZM185 158H184V160L182 159L183 164H184ZM77 159L80 161L81 158L77 156ZM84 159H86V158H84ZM81 160H83V159H81ZM116 160H117V158H116ZM91 161L93 162V164H96V162H98V160L96 162H94L93 159ZM145 162H146V160H145ZM186 162L188 163L187 160H186ZM99 163H101L100 160H99ZM175 163L177 164L178 162L175 161ZM247 163H248V161H247ZM41 165H42V167H41ZM97 165H98V163H97ZM100 166H102V165H100ZM46 167H49V169H47ZM95 167L96 166H94V167L92 166V169L94 170V172L96 173V176L98 177L99 174L95 171L96 170ZM205 167H203V168H205ZM122 168H124V167H122ZM247 168H249V167H247ZM81 169H80V171H81ZM206 169H208V170H206ZM206 169L205 170L208 171V173H209L210 168L208 167ZM100 170H101V168H100ZM140 170H142V169H140ZM171 170H173L174 172H172ZM80 171L79 172L77 171L78 173H80L79 177L77 176L78 177L77 181H78L79 185H82V186L87 185L86 187L88 188L89 186L91 187V186L96 184L92 181V178H91V180H89V182H88V179H90V178H87V180H84V178L87 176H85L84 178H80V176L82 174L86 175V173H84L83 171L82 172H80ZM91 172H93V171H91ZM230 172H231V170H230ZM54 173H57V171H53V175H55ZM190 173H191V171H190ZM89 174H93V173H89ZM59 175L57 177H59ZM67 175H69V174H67ZM77 177H75V178H77ZM88 177H90V175ZM165 177H166V175H165ZM98 178H100V177H98ZM134 178L136 180L135 176H134ZM257 178H256V180L254 178V181H257L258 180ZM139 180H136V182ZM118 181H117V183H115L114 187H111V189H112L111 191L116 190L118 192H121L120 189L122 188V186L121 187L116 186L118 184ZM171 181L175 185L174 179ZM171 181H170V183H171ZM159 182H160V180H159ZM112 183H114V182H112ZM180 184L182 185V187L180 186ZM155 185H156V183H155ZM98 186L99 187L95 189V193L102 195V192H100L101 180L99 181ZM102 186H104V185H102ZM111 186H112V184H111ZM123 187L125 188V186H123ZM166 187H168V186H166ZM214 187L215 188L218 187L217 190L218 189L219 190L218 191L216 190V191L220 195L216 196L211 192L212 190L209 191L211 188L214 189ZM262 187H263V189H262ZM118 188H120V189H118ZM124 188H123V192L125 191ZM171 188H172V185H171ZM216 191L214 193L217 194ZM77 192H78V190H77ZM140 192H141L142 196L139 194ZM205 192L207 194V197H206L207 199H204L205 204L204 205L201 204L200 207L203 209V206H204L209 211L212 210L213 212H209V214L210 213L212 214L211 219L207 221V224L205 226L203 225L202 228L199 227L200 228L199 233L200 234H202V233L210 234L211 233L212 236H214L213 238L215 240L214 241H212L211 239L205 240L204 238H202V240L197 241V242L193 241V243H191V245H189L187 240H185L184 237H182V235L179 234L180 232L182 233L184 231H186V233H187L188 228L186 226H183L185 223L179 219L180 214L178 213L177 209L178 208L179 209H181V208L185 209V208H188V206H190L193 209L195 206L192 207L191 204L195 205V203L194 202L190 203L191 201H189V198H188L189 194L192 195L193 197L196 196L197 199H201V197L203 195H205ZM63 194L66 197V192ZM38 197H40V196H38ZM97 197H102V196H97ZM141 197H142V199H141ZM214 197H216V198L213 199ZM170 198H171V196H170ZM67 199H68V197H67ZM124 199H126V198H124ZM68 200H67V202H68ZM91 200H93V198ZM170 205H172V206H170ZM218 205L221 206L220 210L218 208L219 207ZM129 207L130 206H128V208ZM222 207H224V208H222ZM205 208H204V210H205ZM184 209H182V212ZM118 212H120V210H118ZM182 212H180L181 215H183ZM33 213L34 212H30V211L28 212V210H27V212H24V214H23V212H21V216H20L21 218L16 220V221L13 219V220H11V223H15L16 227H19V229H20L23 225L19 224V222L21 223V220L23 218H24L23 222H25L29 218V216L32 215ZM35 213H36V211H35ZM0 215H3L1 213V211H0ZM9 215H10V213H9ZM201 215H202V213H201ZM10 218H11V216H10ZM40 218H41V216H34L33 220L35 222V221H38ZM190 218L191 217H189V219ZM203 221H204V218H203ZM8 222L9 221H7V223ZM37 223H39V222H37ZM135 227H137V226H135ZM11 228H12V226L5 225V223L0 221V245L5 244V246L10 247L11 243H13V244L15 243L14 241L12 242L13 231ZM202 230H203V232H202ZM38 231H40V230H38ZM130 232H132V231H129V234H130ZM61 234H62V232H61ZM122 237L123 238H121V236H119L118 239H124V238H127L128 236L122 235ZM129 238H130V236H129ZM195 239H196V237H195ZM34 243L37 244L36 242H34ZM127 244H125V246ZM5 246H4V248H5ZM21 246L22 247H20V245H18V246L13 245L10 250L9 249L7 250V249H4L3 247L2 248L0 247V264H42L41 261L43 260V257L41 255L40 251L33 248L32 244H29V242H28L27 245L21 244ZM61 247H62V245H61ZM61 247H58V248H61ZM37 248H39V247H37ZM122 249H123L122 252L127 253V250L129 248L126 247V248H122ZM46 250H48V249H46ZM105 252H107V251H105ZM109 253H112V252H107L108 255H109ZM57 255H58V258H60L62 256V254L61 255L57 254ZM116 255L119 258V259L116 258L117 262L119 260L122 264L127 263L131 259V258L130 259L125 258L124 255H122L120 252H118ZM92 256H93L92 259H89V261H87L86 264H93L95 262L96 256H94V255H92ZM143 257H145V256H143ZM64 259H65V257H64ZM196 259L198 260V258H196ZM244 260L246 262H244ZM48 263L49 262H47L46 264H48Z\"/></svg>","mask_w":264,"mask_h":264}]
</instances>
